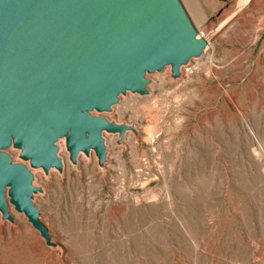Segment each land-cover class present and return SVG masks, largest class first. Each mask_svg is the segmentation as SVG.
I'll return each instance as SVG.
<instances>
[{
    "label": "rangeland",
    "instance_id": "rangeland-1",
    "mask_svg": "<svg viewBox=\"0 0 264 264\" xmlns=\"http://www.w3.org/2000/svg\"><path fill=\"white\" fill-rule=\"evenodd\" d=\"M181 1L207 53L94 112L137 127L104 133L103 166L59 140L64 170L32 168L56 245L10 204L0 264H264V0H194L202 18Z\"/></svg>",
    "mask_w": 264,
    "mask_h": 264
},
{
    "label": "water",
    "instance_id": "water-1",
    "mask_svg": "<svg viewBox=\"0 0 264 264\" xmlns=\"http://www.w3.org/2000/svg\"><path fill=\"white\" fill-rule=\"evenodd\" d=\"M206 46L181 0H0L3 218L13 220V204L56 245L33 201L43 189L32 168L62 172V138L73 164L94 150L103 166L104 133L121 140L137 130L94 112L111 111L121 94H148V74L166 66L179 78Z\"/></svg>",
    "mask_w": 264,
    "mask_h": 264
},
{
    "label": "bare ground",
    "instance_id": "bare-ground-1",
    "mask_svg": "<svg viewBox=\"0 0 264 264\" xmlns=\"http://www.w3.org/2000/svg\"><path fill=\"white\" fill-rule=\"evenodd\" d=\"M244 1V3L247 5V4H249L250 2L252 3V1L253 0H243ZM239 3V2H238ZM190 4H191V8H192V10L194 11V14H196L195 16H198V17H203V11L198 7V5L197 4H195V2H194V0H190ZM239 5H242L241 3L239 4ZM238 5V6H239ZM239 7H241V6H239ZM208 49H209V47L208 46H206V48H205V53H207V51H208ZM209 53V52H208ZM186 69L187 68H185V70H183V68H182V71H184L185 73L187 72V71H189V68L187 69V71H186ZM183 73V72H182ZM162 79H163V77H161ZM123 102V101H122ZM123 103H125V102H123ZM122 103V104H123ZM121 104V103H120ZM119 104V105H120ZM125 104H127V103H125ZM124 104V105H125ZM116 105V104H115ZM124 105H122V106H124ZM118 107H121V106H118ZM137 128V127H136ZM148 138V137H147ZM149 138H151L150 136H149ZM124 139V138H123ZM115 140V139H114ZM113 140V141H114ZM151 140V139H150ZM149 140V141H150ZM153 141V140H152ZM129 142L131 143V144H135L134 143V139L132 138V136H130V138H129ZM64 149V148H63ZM64 152V151H63ZM82 153L79 155V159L82 157ZM66 158L65 159H63V161H65L66 162ZM65 162H64V166H65ZM67 165V164H66ZM68 168V167H67ZM12 209H14V208H12ZM14 212V211H13Z\"/></svg>",
    "mask_w": 264,
    "mask_h": 264
}]
</instances>
